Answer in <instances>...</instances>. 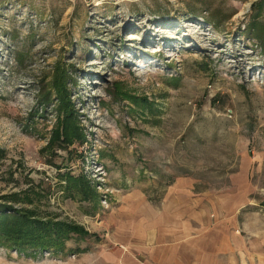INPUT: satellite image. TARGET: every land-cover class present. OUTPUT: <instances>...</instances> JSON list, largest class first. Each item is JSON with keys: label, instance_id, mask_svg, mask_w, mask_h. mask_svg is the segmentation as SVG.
<instances>
[{"label": "rangeland", "instance_id": "1", "mask_svg": "<svg viewBox=\"0 0 264 264\" xmlns=\"http://www.w3.org/2000/svg\"><path fill=\"white\" fill-rule=\"evenodd\" d=\"M7 201L84 233L0 264H264V0H0Z\"/></svg>", "mask_w": 264, "mask_h": 264}, {"label": "trees", "instance_id": "2", "mask_svg": "<svg viewBox=\"0 0 264 264\" xmlns=\"http://www.w3.org/2000/svg\"><path fill=\"white\" fill-rule=\"evenodd\" d=\"M73 180L81 181L75 178ZM83 186L88 187L84 183ZM95 197L96 195L92 196ZM8 204L7 201L0 205V247H7L23 254L37 248L63 251L66 241L71 238V232L84 233L83 230L76 228L68 232L65 224L41 220L31 211Z\"/></svg>", "mask_w": 264, "mask_h": 264}]
</instances>
